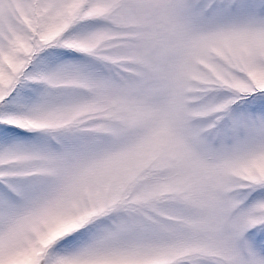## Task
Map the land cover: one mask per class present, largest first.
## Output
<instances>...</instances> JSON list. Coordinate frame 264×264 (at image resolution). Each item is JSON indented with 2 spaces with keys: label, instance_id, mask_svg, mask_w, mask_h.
<instances>
[{
  "label": "snow or ice",
  "instance_id": "obj_1",
  "mask_svg": "<svg viewBox=\"0 0 264 264\" xmlns=\"http://www.w3.org/2000/svg\"><path fill=\"white\" fill-rule=\"evenodd\" d=\"M0 264H264V0H0Z\"/></svg>",
  "mask_w": 264,
  "mask_h": 264
}]
</instances>
